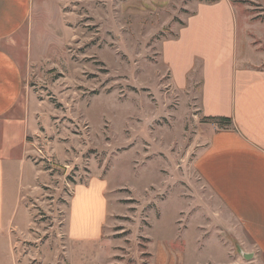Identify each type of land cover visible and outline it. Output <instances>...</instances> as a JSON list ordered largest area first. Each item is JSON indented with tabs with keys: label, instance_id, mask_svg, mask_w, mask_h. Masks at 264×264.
Segmentation results:
<instances>
[{
	"label": "rangeland",
	"instance_id": "rangeland-1",
	"mask_svg": "<svg viewBox=\"0 0 264 264\" xmlns=\"http://www.w3.org/2000/svg\"><path fill=\"white\" fill-rule=\"evenodd\" d=\"M211 1L34 0L32 20L0 43L26 84L13 115L29 131L32 168L16 169L33 180L17 212L26 264H264L197 171L225 129L200 112L199 71L179 91L161 59ZM232 2L238 45L264 67V0ZM206 17L225 44L224 14Z\"/></svg>",
	"mask_w": 264,
	"mask_h": 264
},
{
	"label": "crops",
	"instance_id": "crops-1",
	"mask_svg": "<svg viewBox=\"0 0 264 264\" xmlns=\"http://www.w3.org/2000/svg\"><path fill=\"white\" fill-rule=\"evenodd\" d=\"M234 8L232 0L198 3L178 35L163 42L161 59L179 91L186 90L199 71L203 117L232 119L229 128L211 137L196 168L241 226L245 240L264 258V67L253 60L249 63L239 47ZM33 12L34 0H0V43L26 27ZM215 12L223 13L228 25L225 44L214 38L207 26L212 21L206 16ZM25 89L20 63L0 46V253H5L0 255V264L28 262L18 253V232L25 231L27 225L18 226L17 212L33 180L28 178L22 185L16 169L32 168L26 159L29 131L13 116ZM94 180L92 183L102 184L105 194L106 180ZM24 210L29 216L25 206ZM105 213L101 225L108 215L107 198ZM71 239L83 245L89 242L88 237Z\"/></svg>",
	"mask_w": 264,
	"mask_h": 264
},
{
	"label": "trees",
	"instance_id": "trees-1",
	"mask_svg": "<svg viewBox=\"0 0 264 264\" xmlns=\"http://www.w3.org/2000/svg\"><path fill=\"white\" fill-rule=\"evenodd\" d=\"M209 119H216L225 129L229 128L232 125V119L230 117H219Z\"/></svg>",
	"mask_w": 264,
	"mask_h": 264
},
{
	"label": "water",
	"instance_id": "water-1",
	"mask_svg": "<svg viewBox=\"0 0 264 264\" xmlns=\"http://www.w3.org/2000/svg\"><path fill=\"white\" fill-rule=\"evenodd\" d=\"M247 257H250V255H246Z\"/></svg>",
	"mask_w": 264,
	"mask_h": 264
}]
</instances>
